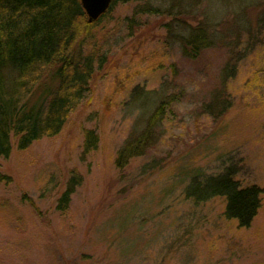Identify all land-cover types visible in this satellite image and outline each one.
<instances>
[{"label":"rangeland","instance_id":"rangeland-1","mask_svg":"<svg viewBox=\"0 0 264 264\" xmlns=\"http://www.w3.org/2000/svg\"><path fill=\"white\" fill-rule=\"evenodd\" d=\"M151 3L161 13L131 21L135 3L112 11L106 62L62 130L24 150L13 141L0 156V264H264V40L247 35L258 16L264 21V0ZM197 21L212 41L188 58L179 41ZM172 93L149 147L117 168L116 150ZM90 127L99 145L83 156ZM228 168L242 185L262 188L248 227L192 178ZM72 171L81 179L61 211Z\"/></svg>","mask_w":264,"mask_h":264},{"label":"trees","instance_id":"trees-1","mask_svg":"<svg viewBox=\"0 0 264 264\" xmlns=\"http://www.w3.org/2000/svg\"><path fill=\"white\" fill-rule=\"evenodd\" d=\"M127 3L136 5L129 17L131 21L137 13H161L160 7L152 5L151 0H111L104 13L88 21L80 0H0L1 157L10 155L13 141L18 149L24 150L33 141L43 136H55L62 130L70 114L91 90L94 72L106 62L103 41L107 32L105 25L113 18L112 11L117 5ZM261 19L258 16L256 26L247 30V35L254 41L264 40V21ZM164 24L168 26V23ZM211 41L200 21L189 22L179 41L181 53L195 58ZM231 60L230 55L224 71ZM235 65L232 63L229 71L233 72ZM46 75L49 81L44 82ZM37 90L38 95L34 96ZM173 99L172 93L158 100L143 129L116 150L113 161L117 168L122 169L149 147L155 127L165 117ZM98 143L96 129L84 128L82 155L96 150ZM234 171V168H228L203 181L197 179V173L192 178H196L200 186L206 182L202 193L213 192L204 198L222 195L224 215L236 220L238 226L248 227L260 208L263 191L255 183L242 185ZM4 179L7 176L0 173V180ZM80 179L81 176L72 171L57 199V209H66L73 187ZM189 187L186 193L193 195L188 193Z\"/></svg>","mask_w":264,"mask_h":264},{"label":"water","instance_id":"water-1","mask_svg":"<svg viewBox=\"0 0 264 264\" xmlns=\"http://www.w3.org/2000/svg\"><path fill=\"white\" fill-rule=\"evenodd\" d=\"M110 2L111 0H80L88 21L95 20L104 13L110 5Z\"/></svg>","mask_w":264,"mask_h":264}]
</instances>
